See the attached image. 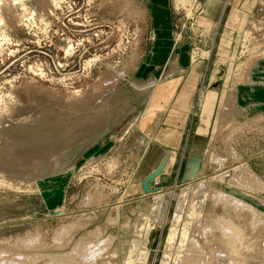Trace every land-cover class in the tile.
<instances>
[{
  "label": "rangeland",
  "instance_id": "rangeland-1",
  "mask_svg": "<svg viewBox=\"0 0 264 264\" xmlns=\"http://www.w3.org/2000/svg\"><path fill=\"white\" fill-rule=\"evenodd\" d=\"M208 1L0 0V264H264V0Z\"/></svg>",
  "mask_w": 264,
  "mask_h": 264
},
{
  "label": "bare ground",
  "instance_id": "bare-ground-1",
  "mask_svg": "<svg viewBox=\"0 0 264 264\" xmlns=\"http://www.w3.org/2000/svg\"><path fill=\"white\" fill-rule=\"evenodd\" d=\"M209 2V5L210 6H215L216 5V3L213 1V0H209L208 1ZM209 5H208V7H209ZM246 35V34H245ZM180 105V104H179ZM10 112V111H9ZM14 117H15V115H14ZM14 117H13V120H14ZM10 118V117H9ZM12 120V119H11ZM6 122V121H5ZM8 122V121H7ZM4 122H0V126L3 124ZM173 160V157L171 156V158H170V161H169V164L171 163V161ZM169 164H168V166H169ZM159 166V165H158ZM168 166L166 167V169L168 168ZM157 169V168H156ZM166 169H165V171H166ZM196 170V169H195ZM164 171V172H165ZM223 176V175H222ZM224 179V178H223ZM159 179H157V180H155V181H158ZM221 180V179H220ZM257 183V182H256ZM153 184V183H152ZM152 184H151V187H152ZM255 184V183H254ZM253 184V187H256L255 185ZM200 188L196 191V189H195V191H196V197H195V195H193V199H195V198H197L198 200H199V204H200V206H202L203 204H204V200L206 199V197L204 196L205 195V193H206V189H208V184H205V183H202L201 185H198ZM252 186V185H251ZM209 187H210V185H209ZM252 187V188H253ZM258 189V188H257ZM152 190H153V188H152ZM154 191V190H153ZM264 191V190H263ZM212 192V191H211ZM158 193V192H157ZM183 195H184V197H185V193H182ZM181 194V195H182ZM213 195H212V197L216 200V201H223L224 203H225V201H226V204H230L233 208H235V209H237V208H241V209H248V211L250 210V211H252L253 209L251 208V207H249L247 204H245V203H243V202H241L240 200H238V199H236V198H234V197H231V196H228V195H224L223 193H216V192H214V193H212ZM182 195V196H183ZM211 195V194H210ZM195 197V198H194ZM211 197V196H210ZM209 197V198H210ZM163 201H165V197L163 196V195H159L158 197H157V199H156V203H155V208H154V210H153V212L151 213V214H153L152 215V217H153V221H157V217H159L160 215H161V212H162V206H163V204H164V202ZM184 201H185V198H183V197H181L180 199H179V202H178V205H177V207H176V210H180L181 208H182V206H183V204H184ZM226 204H224V206L226 205ZM185 205V204H184ZM223 205V204H222ZM194 210V209H193ZM251 214H252V216H253V218H254V221H253V223L254 222H257V221H260V220H264V215H262V213H260L259 211H256V210H253L252 212H251ZM180 216V215H179ZM178 216V217H179ZM191 216V215H190ZM176 217H177V214H176ZM146 218V217H145ZM143 218H141L140 219V223H139V226H140V228H141V226L143 225ZM146 220H147V218H146ZM160 220V219H159ZM174 220H176L177 221V219L175 218ZM179 220V219H178ZM198 221V220H197ZM196 221V222H197ZM137 222V221H136ZM145 222V221H144ZM205 222V221H204ZM176 223V222H175ZM199 224V223H198ZM198 224L196 223V225L198 226ZM202 224V223H201ZM201 224H199V225H201ZM191 226V225H190ZM193 226H195V224L193 225ZM202 227V226H201ZM214 227H215V225H214ZM197 228V227H196ZM222 228H223V226H222ZM193 229V228H192ZM195 229V228H194ZM203 229L204 228H202V230H201V232H203ZM231 229V228H230ZM186 230H188V229H186ZM221 230V229H220ZM174 231H175V229H174ZM195 231V230H194ZM200 231V230H199ZM228 231V230H227ZM237 231L238 230H235V231H228V233L231 235H233V237L235 236L234 234L236 233L237 234ZM196 232V231H195ZM220 232V231H219ZM235 232V233H234ZM239 232V231H238ZM179 233V232H178ZM182 233V232H181ZM204 233V232H203ZM208 233V232H207ZM221 233V232H220ZM142 234V233H141ZM175 234V233H174ZM186 234V233H185ZM201 235H202V233H200ZM214 234H215V232H214ZM224 234H226V236L228 235L227 233H224L223 231H222V233H221V236H222V240L224 239L223 238V235ZM239 234V233H238ZM197 235V234H196ZM198 235H199V232H198ZM200 235V237L198 236V237H196V236H194V239H193V241L191 242V246H193V248L194 249H197V250H200L201 251V248L203 247V246H201V244L203 243V242H205V245H204V243H203V245L204 246H207L208 244L206 243V241H203L202 242V238L204 237V236H206L205 234H204V236L202 237ZM208 235V234H207ZM217 236H218V234H216ZM215 236V235H214ZM196 237V238H195ZM208 237V236H207ZM228 237H231V236H229L228 235ZM227 237V238H228ZM236 237L238 238V236L236 235ZM173 238V237H172ZM172 238H171V240H172ZM181 238V237H180ZM209 238H211V237H209ZM213 238V237H212ZM216 238V237H215ZM235 239V238H234ZM173 240H175V239H173ZM212 240V239H211ZM217 240V239H216ZM225 240H226V237H225ZM180 241V240H179ZM218 241V240H217ZM221 241V240H220ZM224 241V240H223ZM25 242V241H24ZM176 242V241H175ZM183 242V241H182ZM208 242V241H207ZM214 242H215V240H214ZM221 243V245H222V242H220ZM229 246H230V249L232 250V249H234V248H236V245L234 244V243H232V241H230L229 240ZM227 243V244H228ZM29 244V243H28ZM92 244V243H91ZM170 244H171V242H170ZM180 244H184V242L183 243H180ZM207 244V245H206ZM217 246H219V244H216ZM90 246V245H89ZM106 246V245H105ZM181 246V245H180ZM210 247V246H209ZM209 247H208V249H209ZM105 248V247H104ZM104 248L102 247V249H100V248H98V252H96L95 250L96 249H94V251L93 250H91V248H88V249H90V250H87L85 253H83V254H81V253H78V254H81V256H82V258L84 259L83 260V262L82 263H77V262H74V263H72V264H87L88 263V261L91 263L97 256L98 257H100V253L101 252H99V250H101V251H103L104 250ZM191 248V247H190ZM204 248V247H203ZM205 249V248H204ZM207 249V248H206ZM206 249H205V251H206ZM218 249H219V247H218ZM221 249H223V248H221ZM188 250H190V249H188ZM191 250H192V248H191ZM212 250V249H211ZM214 250H216L217 251V249H214ZM235 250V249H234ZM74 251V250H73ZM222 251V250H221ZM233 251V250H232ZM236 251V250H235ZM238 251V250H237ZM83 252V251H82ZM188 252V251H187ZM190 252V251H189ZM193 252V250L191 251V253ZM197 252H199V251H196V253ZM202 252V251H201ZM207 252V251H206ZM218 252V251H217ZM76 253H77V251H76ZM191 253H190V255H191ZM194 253V252H193ZM220 253H222V252H220ZM25 254V253H24ZM202 253H200V255H201ZM209 254V253H208ZM23 255V254H22ZM35 255V254H34ZM185 255H187V254H185ZM193 255V254H192ZM196 255V254H195ZM203 255H204V253H203ZM221 255V254H220ZM47 256V255H46ZM74 256H76V255H74ZM78 256V255H77ZM76 256V258H77V260H78V258H80L81 259V256L80 257H77ZM189 256V255H188ZM188 256H185V257H187L188 258ZM199 258H197L196 260L197 261H195L194 259V262L193 263H191V264H205V263H203L204 261H200V260H198V259H200L201 257L199 256V255H197ZM204 256H206V255H204ZM209 256H210V254H209ZM208 256V257H209ZM218 256V255H217ZM23 257V256H22ZM28 257V256H27ZM24 258L23 259V261H21V262H19V264H32V263H35L36 264V262L35 261H37V260H35V258ZM33 257V256H32ZM43 257H44V255H43ZM189 257H192V256H189ZM208 257H206V258H208ZM21 257H20V255H19V259H20ZM49 258V257H48ZM212 258V257H211ZM215 258V257H214ZM219 258V257H218ZM216 259V261H218L219 262V260L220 259ZM229 258H231V257H228V259ZM4 259V258H3ZM2 259V260H3ZM45 259V258H44ZM182 259V258H181ZM184 259V258H183ZM190 258H188L187 260L189 261V262H192V261H190L189 260ZM209 259V258H208ZM207 259V260H208ZM213 259V258H212ZM222 259V258H221ZM63 260V259H62ZM62 260H60L61 262H62ZM65 260H67V259H65ZM186 259H184V261H185ZM202 260V259H201ZM231 260H232V258H231ZM5 261V260H4ZM8 261V260H7ZM59 261V260H58ZM95 261V260H94ZM206 261V260H205ZM209 261V260H208ZM216 261H209V263L208 264H216ZM2 262V261H1ZM61 262H59V263H61ZM68 262V261H67ZM186 262V261H185ZM221 262L223 263V261L221 260ZM232 262V264H233V261H231ZM238 262V261H237ZM90 263H88V264H90ZM8 264H17V263H15V262H8ZM49 264H51V263H49ZM56 264V263H55ZM92 264V263H91ZM94 264V263H93ZM179 264V263H178ZM184 264V263H183ZM187 264V263H186ZM234 264H235V262H234ZM244 264V263H243Z\"/></svg>",
  "mask_w": 264,
  "mask_h": 264
},
{
  "label": "water",
  "instance_id": "water-1",
  "mask_svg": "<svg viewBox=\"0 0 264 264\" xmlns=\"http://www.w3.org/2000/svg\"><path fill=\"white\" fill-rule=\"evenodd\" d=\"M170 158H171V153H169V152L165 153V155L163 156V159L161 160L157 169H155L153 172H151L149 175H147L144 178V180L141 182V187L143 189V192L146 195H150L153 193L151 184H152V182L159 179L163 175L166 167L169 164Z\"/></svg>",
  "mask_w": 264,
  "mask_h": 264
},
{
  "label": "crops",
  "instance_id": "crops-1",
  "mask_svg": "<svg viewBox=\"0 0 264 264\" xmlns=\"http://www.w3.org/2000/svg\"><path fill=\"white\" fill-rule=\"evenodd\" d=\"M159 34H161L160 31H159ZM159 34H158V35H159ZM257 75H258V74H256V76H257ZM261 75H262V74H261ZM256 76H255V77H256ZM253 86H256V85H253ZM253 86H252V87H253ZM249 88H251V87H249ZM243 89H247V88H243ZM243 89H241V90H243ZM257 100H258V99H257Z\"/></svg>",
  "mask_w": 264,
  "mask_h": 264
},
{
  "label": "built area",
  "instance_id": "built-area-1",
  "mask_svg": "<svg viewBox=\"0 0 264 264\" xmlns=\"http://www.w3.org/2000/svg\"><path fill=\"white\" fill-rule=\"evenodd\" d=\"M154 183H157V181H154Z\"/></svg>",
  "mask_w": 264,
  "mask_h": 264
}]
</instances>
